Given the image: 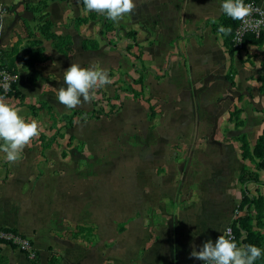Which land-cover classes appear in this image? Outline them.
<instances>
[{
    "label": "crops",
    "instance_id": "1",
    "mask_svg": "<svg viewBox=\"0 0 264 264\" xmlns=\"http://www.w3.org/2000/svg\"><path fill=\"white\" fill-rule=\"evenodd\" d=\"M36 1L0 0L16 5L0 14V52L10 49L20 19L32 22L24 4ZM100 1L105 5L51 2L53 31L70 37L72 53L58 52L40 33L50 62L37 67L32 83L28 69L19 68L20 96H0L6 129L31 138L18 147L23 160L0 167V228L26 237L36 253L31 260L2 243L0 264H48L52 254L59 264L200 263L216 253L240 204L237 180L250 161L241 158L239 138L253 146L264 127V33L230 52L224 35L205 24L223 13L220 0ZM258 4L264 9V0ZM107 7L122 31L118 40L126 30L144 34L137 43L148 69L146 92L159 113L152 118L128 97L109 117L77 116L62 140L72 136L78 146L65 161L60 148L47 149L56 166L37 167L32 136L50 119L47 109L60 116L91 112L94 79L126 64L120 45L83 48L86 37L102 38L97 21L78 28L72 22L88 13L101 17ZM40 104L34 130L30 107ZM258 178L263 183L264 173ZM247 188L264 197V186Z\"/></svg>",
    "mask_w": 264,
    "mask_h": 264
},
{
    "label": "rangeland",
    "instance_id": "2",
    "mask_svg": "<svg viewBox=\"0 0 264 264\" xmlns=\"http://www.w3.org/2000/svg\"><path fill=\"white\" fill-rule=\"evenodd\" d=\"M54 1H60V0H37L36 2H30V3H25L24 6L30 5V7H40L42 9H33L34 11H30L28 9L25 10L30 12L31 14L34 15V18L32 20L31 23H29L27 20L25 19H20V29L18 31H15V37H14V41L10 47V49L12 48V46L16 43L17 48H16V55H14L11 58V62L9 63H14L16 64L17 59L19 57H23L26 56L28 51L30 49L34 50L32 47H37L35 44H33V42L35 43L38 42L40 43L41 46V50L43 52H40L41 54L44 53L45 55H48L44 48L42 47V43L41 40L39 39L40 37V33L43 34L46 38H48L47 40H51V44L54 48L57 49L56 46L58 47H66V44L71 42L70 37L69 36H62L57 34L56 32L53 31V24L49 18V12H48V8L51 2ZM87 3H86V2ZM78 0V2H82V4L85 5L86 3V7L87 6H92L95 3L99 4H104L105 2H102L100 0ZM43 4H45L43 6ZM14 7H16V5H7V7H3L2 4H0V14H6L9 15L10 11H12L14 9ZM33 12V13H32ZM110 10L109 7L104 8L103 9V13H101V17L98 16V14L96 13H88L84 18H74L73 19V23L74 26L76 28H78L79 26L82 25H88L90 22L92 21H97L95 23L96 27L99 29L100 35L102 38H104L105 41H102V38L98 37V38H85V41L87 42V46L90 47L91 50H96L97 48L101 47L102 44L106 43H110L111 46H117L120 45L121 46V53L124 55V57L126 58V64L125 65H120L119 67H117L116 69H112L109 72L108 77L105 78H95L94 79V86H93V90H92V101H93V105L94 108L96 109H105L108 110V104L110 103V101L114 98V96L118 93L120 94V101H121V108L123 107V100L130 97V99L133 100H139L136 98H133V96L129 95L126 96L124 95V93H122L119 89H123L126 87L127 82H128V77H132L133 79H137V75L135 74V70L136 69H142V66L144 67V69H146L145 71H143V83L142 85H136L134 86V88L137 91H142V93L145 95V97L147 99H149L148 104L152 105L154 111L153 114L150 111V109L148 108V105L144 102H142L150 111V116L152 118H156L159 110L156 106V99L154 97H151L147 92H146V84H145V76L148 72V69L144 66L143 64V53H142V45L138 44L137 41H142L144 38V34L142 33V31H133V30H126L124 31V36L119 39L118 35H121L120 32L122 33V31H120L119 33L118 28L116 26H114L110 20ZM37 19V20H36ZM24 20L26 22H28L30 24V30L26 27L23 26L21 21ZM33 30H32V29ZM34 33V34H32ZM54 37H62L61 40L59 39L58 41L56 39L53 38ZM58 43V44H57ZM63 44V45H60ZM119 46V47H120ZM130 47V49L128 50L127 47ZM118 47V48H119ZM36 50V49H35ZM72 53V42H71V51L67 54L66 56L70 55ZM64 55V54H63ZM133 55L141 56V59H135L133 57ZM49 56V55H48ZM33 58V55L31 56ZM34 57H37V55H34ZM36 60V59H35ZM38 60V59H37ZM38 62V61H36ZM47 62H50V56H49V60L46 62H38L36 63V65L34 66V69L37 73V77L38 78V69L37 67L39 65H43L46 64ZM19 68H26L28 69V71L30 72V68L29 67H23L17 64V71ZM28 72V73H29ZM27 73V74H28ZM27 76V75H26ZM128 76V77H127ZM157 79H160L161 77L156 76ZM36 80V79H35ZM34 80V81H35ZM27 81V79H26ZM33 81V82H34ZM28 82V81H27ZM30 83V82H28ZM32 83V82H31ZM150 102V103H149ZM115 103L116 106H118L119 103L113 102ZM37 105H33L30 107V122H27L29 125L31 124L32 129L35 130L36 128V110L39 109H44L43 107L45 106L44 104H40L37 109L36 107ZM121 108H119L118 110H120ZM47 113L50 116V119L47 120V124H45V127L41 130L38 131H34V135L32 136L33 138V142L35 145H38V156H37V160H36V166L40 167L44 164L48 165V166H56V162L53 158H49L46 157L45 155V151L49 148H54L56 150H58L59 148V154L58 156L60 157V159H62V161H65L68 158L69 155V151L72 147H76L78 146L77 143L74 144V138L72 136H70L69 140H62L64 134H66L67 129H69V125H66L67 122H65V125L62 124V121H60V115H58L56 112H52L50 109H47ZM52 115V116H51ZM8 113H6V111H0V167H10L9 164L11 162H18L24 159V154H22L21 150L18 149V147L23 144V143H28V140H31L30 136H23L21 135L20 132H17L16 134H12L13 131H8L7 126H6V119L8 118ZM15 130V129H14ZM18 130V129H17ZM66 136V135H65ZM49 140H48V138ZM13 138V139H12ZM68 139V137H67ZM70 141V142H69ZM7 142L10 143L9 145H7ZM59 163V162H58ZM32 164H34L32 162ZM35 167V166H34ZM243 168V167H242ZM248 168L249 169H253V167H250V162H248ZM242 170V169H241ZM240 170V172H241ZM239 179V177H238ZM238 182V180H237ZM239 184V182H238ZM240 187V185H239ZM241 189V188H240ZM250 193V191H249ZM250 196V194H249ZM263 199V215L260 221H258L257 219H254L253 225L254 227H257L260 229L261 233L264 234V197H262ZM239 206H235L234 210H233V219L232 221L226 226V227H231L232 228V223L234 221V219L240 214L239 211ZM252 214L255 216L256 212L254 211V208L252 207ZM225 230V229H224ZM224 237V236H223ZM240 256V261L242 264H264V240H261L260 243L258 244V246L256 247L254 253L252 254V256H250L249 258H246L244 256H242V253L239 254Z\"/></svg>",
    "mask_w": 264,
    "mask_h": 264
},
{
    "label": "trees",
    "instance_id": "3",
    "mask_svg": "<svg viewBox=\"0 0 264 264\" xmlns=\"http://www.w3.org/2000/svg\"><path fill=\"white\" fill-rule=\"evenodd\" d=\"M221 3L224 5L225 9L221 16L218 19H208L205 24L206 26H210L212 31L214 33H221L225 37V44H227L229 51H235L236 49L232 47V36L234 34L235 29L237 28L239 21L241 19L243 7L245 3L252 1L258 3L259 0H220ZM235 3V9L233 11L228 10V3L229 2ZM45 4H43L44 6ZM39 6V5H38ZM32 7L33 9H42L40 7ZM28 10L34 11L30 5L24 6ZM45 7V6H44ZM33 13V12H32ZM37 20V19H36ZM23 26H26L30 30V24L24 20L21 21ZM32 29V28H31ZM33 30V29H32ZM34 34V33H32ZM57 41L62 37H54ZM252 38V37H250ZM262 39V36L256 40L260 41ZM37 47H32L34 50L30 49L26 56L19 57L17 59L16 64L9 63L11 62V58L16 55V43L12 46L11 49L7 51H1L0 52V63L1 66L7 69L11 74L17 76V64L23 67H29L30 72L27 74L26 79L28 82H33L36 77L37 73L34 69V66L38 62H46L49 60V56L45 55L41 50L40 43L33 42ZM58 44V43H57ZM84 49H90L89 46H87V42L84 41L82 43ZM110 44V43H108ZM63 45V44H60ZM57 47L58 52L66 55L71 51V42L66 44V47ZM128 50L130 47H127ZM36 49V50H35ZM33 55V58L31 57ZM34 55H37V57H34ZM135 59L140 60L141 56H135L133 55ZM36 59V60H35ZM38 59V60H37ZM38 61V62H36ZM144 67L142 66V69H136L135 74L137 75V79H133L132 77H128V82L125 88L119 89L124 95L126 96H133V98H136L141 100L142 102L146 103L148 105V108L153 114V107L152 105L148 104L149 99L145 97V95L142 93V91H137L134 86L136 85H142L143 83V71H145ZM20 93L18 92L16 88V83L11 84L10 91L5 97H19ZM116 102L119 103L118 106L115 105ZM150 103V102H149ZM121 101H120V94H116L114 98L110 101L108 104V110L105 109H96L94 108L91 112H84V111H72L69 115L60 116V121L65 122L66 125H69L71 127L74 123V119L77 116H83L85 119H92L98 116H105L109 117L113 114H115L119 108H121ZM52 116V115H51ZM241 145H240V151H241V158L245 161L248 160L252 164L253 169H249L247 165H244L240 175H239V185H240V193H241V201L239 206L240 214L234 219L232 223V231L234 239L231 243V249L229 251L228 259L225 264H242L240 261V253H242V256L249 258L254 253L256 247L260 243L261 240H264V234L261 233L258 226L254 227L253 222L254 219H257L258 221L261 220L263 215V199L261 195H252L249 193V190L247 188L248 184H256L264 186V182H260L258 178V172L264 173V127L262 129L261 134L256 139L253 146H250L248 142L246 141L244 136H241L239 138ZM250 194V196H249ZM252 207L254 208V211L256 212L255 216L252 214ZM5 231H11L13 233L18 234L14 230L10 229H3ZM7 244L3 241H0V244ZM8 245V244H7ZM36 258V257H35ZM34 258V259H35ZM48 264H59V259L56 255H51L49 259Z\"/></svg>",
    "mask_w": 264,
    "mask_h": 264
},
{
    "label": "built area",
    "instance_id": "4",
    "mask_svg": "<svg viewBox=\"0 0 264 264\" xmlns=\"http://www.w3.org/2000/svg\"><path fill=\"white\" fill-rule=\"evenodd\" d=\"M264 33V9L256 2L249 1L245 3L241 15V19L237 28L234 31L231 42L232 47L236 50H241L247 38H260ZM16 83V76L11 74L7 69L1 66L0 63V96L5 97L9 91L11 84ZM234 239L231 227H226L224 230V238L216 253L207 261L200 263H185V264H225L231 243ZM0 241L7 243L13 248L23 252L27 257L33 260L36 253L32 248L31 242L19 233L5 231L0 228Z\"/></svg>",
    "mask_w": 264,
    "mask_h": 264
}]
</instances>
